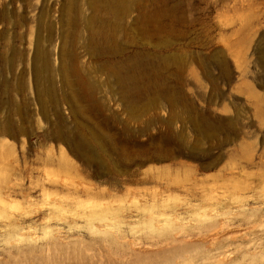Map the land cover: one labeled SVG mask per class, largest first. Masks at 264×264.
Listing matches in <instances>:
<instances>
[{
    "label": "rangeland",
    "instance_id": "1",
    "mask_svg": "<svg viewBox=\"0 0 264 264\" xmlns=\"http://www.w3.org/2000/svg\"><path fill=\"white\" fill-rule=\"evenodd\" d=\"M0 177V264H264V0H0Z\"/></svg>",
    "mask_w": 264,
    "mask_h": 264
},
{
    "label": "bare ground",
    "instance_id": "2",
    "mask_svg": "<svg viewBox=\"0 0 264 264\" xmlns=\"http://www.w3.org/2000/svg\"><path fill=\"white\" fill-rule=\"evenodd\" d=\"M86 137H84L83 139H85ZM95 138V137H94ZM84 142L87 144V146L89 147V148H91V149H94V150H96V148L97 149H100V150H102V148H101V144L99 145V144H96V143H98V141H95V139L91 142V141H89L88 139L86 140H84ZM81 143H83V142H81ZM88 152V151H87ZM97 152V151H96ZM112 152V151H111ZM91 153V152H90ZM108 153V152H107ZM106 153V154H107ZM79 156V155H78ZM82 156H83V154H82ZM93 156V155H92ZM99 156H101V155H99ZM94 158L95 157H97V155H94L93 156ZM92 157V158H93ZM88 158H90V157H88ZM87 158V159H88ZM92 158H90V159H92ZM101 158V157H100ZM90 159H88V160H90ZM98 159V161H102V158L99 160V157L97 158ZM104 159V158H103ZM82 160H84V159H82ZM95 160H96V158H95ZM87 161V160H86ZM97 161V160H96ZM100 161V162H101ZM94 162V161H93ZM105 162V161H104ZM87 163H88V161H87ZM96 163V162H95ZM99 163V162H98ZM106 163V162H105ZM105 163H103V165L105 164ZM112 163H113V161H112ZM116 163V162H115ZM97 165V164H96ZM101 164H99V166H100ZM106 165V164H105ZM104 165V168L106 167ZM115 165V164H114ZM117 165V164H116ZM108 166V165H107ZM103 167V166H102ZM116 168V167H115ZM118 168V167H117ZM116 168V169H117ZM103 169V168H102ZM22 170V169H21ZM30 170V169H29ZM104 170V169H103ZM105 170H109V169H105ZM105 170H104V172H105ZM117 170H119V169H117ZM23 171V170H22ZM21 171V172H22ZM31 171V170H30ZM17 172V171H16ZM101 172V171H100ZM117 171L114 169V167L111 165L110 166V173L113 175V174H115ZM119 172V171H118ZM15 173V172H14ZM13 173V174H14ZM18 174V173H17ZM61 178H62V176H61ZM61 182H62V180H60ZM119 181V180H118ZM146 181V180H145ZM61 182H60V184H61ZM80 182V181H79ZM104 182V181H103ZM146 182H148V180L146 181ZM82 183V182H81ZM143 183H145L144 181H143ZM95 185H96V183H95ZM98 187V186H97ZM108 189V188H107ZM110 189V188H109ZM42 190H43V192L45 193L46 191V187H43L42 188ZM109 191V190H108ZM84 192H86V193H90V192H93V188H91V187H84ZM0 193H4V194H6L5 196H6V199L5 200H3V202H2V205L4 206V207H20V208H22L23 210H24V204L23 203H21V202H16L12 197L15 195V196H18V195H20V194H24L25 193V191H24V189L23 188H19L18 186H17V184L15 183V184H11L10 182H6V181H3V179L0 177ZM135 194H137V193H135ZM27 195H30V193H28ZM247 198V197H246ZM51 199V198H50ZM53 199V198H52ZM179 198H177V200L175 199V197H166V198H164V199H162V198H160L158 195H154L151 199H147L146 200V203H147V201L148 202H150V201H153V202H151V203H153L152 204V206L150 207L149 205H150V203H147V204H144V202H142V201H137V208L135 209V211L134 212H136L137 213V215H140V214H142V213H146V212H148V211H151V210H154V208L155 207H157V206H159V202L161 201L162 202V204H161V206H163L164 207V209L165 208H167V207H169V209L171 208V211L173 212L172 214H174V216L172 217V219H175V220H179V219H181L180 218V215H181V209H182V211L184 212H192L193 211V209H197V208H199V207H196V206H194V205H196V204H194L193 203V200H185V201H183V200H179ZM112 201V200H111ZM132 202V201H131ZM104 204V203H103ZM149 204V205H148ZM42 205V204H41ZM198 205H200V204H198ZM28 206V205H27ZM150 207V208H146V207ZM60 207V204L58 203V202H55V203H51L50 204V206L47 208V209H44V210H42V214L44 215L43 217H42V220H41V218H40V221H39V223H41V221H44L42 224H41V226L43 227V229L45 230V232L46 233H51L52 231H53V229H52V225H51V223H50V220L52 219V213H53V211L55 210V209H57V208H59ZM36 208V207H35ZM39 208V207H38ZM158 208V207H157ZM37 209V208H36ZM40 209H41V207H40ZM163 209V208H162ZM131 212H132V210H131ZM134 212H132V213H134ZM34 213H36V212H34ZM34 213H32V212H21V213H18V215H15V216H13L12 217V219L10 220V222L8 223V225L10 226V227H12V228H14V229H25L26 228V226L25 225H23L24 223H28V222H30L28 225H29V227H31V225H35V226H38V224H36V221H38V220H36V219H33L32 218V216L34 215ZM132 213H130V214H127V215H125L126 217H129V218H131V216H134V215H136V214H132ZM81 215L83 216V215H85V214H82L81 213ZM152 215V214H151ZM41 216V215H40ZM54 216V215H53ZM145 216V215H144ZM222 216V213H221V211H216L215 212V214L213 215V217H212V221L206 226V228H210V229H213V228H217L218 229V227H220V226H222V224H227V222H229L228 220H221L220 219V217ZM97 216H93L92 218H90L89 220L92 222L93 220H94V218H95V221L94 222H92L91 223V230H92V232L93 233H97L98 235H102L103 236V238H104V240L106 241V242H109V243H113V242H116V243H119L120 241H122L121 239H124V238H127L128 236V234H132V236H134L135 237V239H137L136 238V230H129V229H124L123 227H122V224L124 223L123 221H120V224L119 225H115V226H113L114 228H110V227H108L109 225L108 224H98L97 222H99V220H100V217H97ZM96 219H98V221H96ZM78 222H75L74 224H77ZM126 223V222H125ZM70 224H72V223H70ZM129 224L131 225L130 227L131 228H133V226H134V228L136 229V223H135V225H133V222L131 221V222H129ZM33 225V226H34ZM159 225V224H158ZM155 226H157L156 224H155ZM204 226V227H205ZM106 228H108V229H106ZM28 229V228H27ZM110 229V230H109ZM113 229H115V230H113ZM193 229H195V228H193ZM202 229V228H201ZM217 229H216V231H217ZM29 230V229H28ZM27 231V230H26ZM186 231H188L189 232V234H193L192 232H193V230H186ZM200 231V233H203V234H205L204 232H203V230H199ZM24 232V231H23ZM179 232V231H178ZM177 232V233H178ZM215 232V231H214ZM213 233V232H212ZM26 234V233H25ZM195 234V233H194ZM193 234V235H194ZM22 235V234H21ZM38 235V234H37ZM23 236H24V233H23ZM39 236V235H38ZM31 237H32V235H31ZM174 237V240H176L177 238L176 237H178V236H173ZM186 236H184V238H185ZM187 237H189V236H187ZM220 237V236H219ZM34 238V237H33ZM139 238V237H138ZM178 238H180V236L178 237ZM190 238V237H189ZM203 238V237H202ZM206 238V237H205ZM213 238V237H212ZM35 239H36V236H35ZM183 239V238H182ZM187 239V238H186ZM196 240L198 239L199 240V237L198 238H195ZM189 240V239H188ZM187 240V241H188ZM192 239L190 238V241H191ZM134 241V240H133ZM132 241V242H133ZM136 241V240H135ZM185 241V240H184ZM186 241V242H187ZM193 241V240H192ZM131 242V241H130ZM129 242V243H130ZM158 243V242H157ZM166 243H168V242H166ZM133 246H134V244H133ZM143 247V246H142ZM165 247V246H164ZM208 247V246H207ZM222 247H224V242H222L221 240H219V238H217V237H214L213 238V242H212V245H211V247H210V250H209V252L210 253H214V256H218L219 254H218V252H219V250L220 249H222ZM105 248V247H104ZM144 249H146V247H143ZM148 248V247H147ZM167 248V247H166ZM107 249H108V251L109 252H111L112 253V251H111V247L109 248V247H107ZM113 250V249H112ZM150 250H152L151 248H150ZM154 250V249H153ZM114 251V250H113ZM145 252V251H144ZM114 253V252H113ZM116 253V252H115ZM118 254H119V252H118ZM125 254H127V253H125ZM112 255H115V254H112ZM116 256H118V255H116ZM121 257H123L122 256V254H121ZM124 257L126 258V256L124 255Z\"/></svg>",
    "mask_w": 264,
    "mask_h": 264
}]
</instances>
